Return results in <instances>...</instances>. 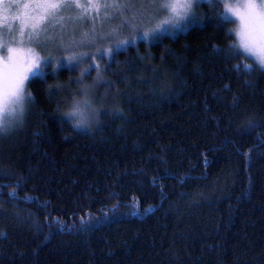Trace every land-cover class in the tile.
<instances>
[{
  "label": "trees",
  "instance_id": "16d2710c",
  "mask_svg": "<svg viewBox=\"0 0 264 264\" xmlns=\"http://www.w3.org/2000/svg\"><path fill=\"white\" fill-rule=\"evenodd\" d=\"M196 12L112 46L83 127L76 63L27 81L0 135V264H264V69L229 47L221 0Z\"/></svg>",
  "mask_w": 264,
  "mask_h": 264
},
{
  "label": "snow or ice",
  "instance_id": "6c2138e0",
  "mask_svg": "<svg viewBox=\"0 0 264 264\" xmlns=\"http://www.w3.org/2000/svg\"><path fill=\"white\" fill-rule=\"evenodd\" d=\"M203 0H104L103 3L88 4L80 3V0H27L22 5L24 9H31L30 23H24L21 17H13V22H20V39L0 45L6 56L0 58V135L12 130L14 127L23 125V117L25 115V81L28 80V73H32L34 69H39L40 65L37 61L40 59L35 48H45L49 43H53L57 48L65 50L74 47H92L96 39H104L96 33L93 26L88 31H79L73 28L71 32L67 30L66 20L82 21L88 19V11L91 9L95 13L94 18H98L100 10L104 11V19L119 18L121 20L118 27L123 30L129 28L140 32V38L147 39L149 35L153 38H159L163 32L184 31L191 25L200 22L201 14L195 11L196 7L202 4ZM219 2V0H215ZM209 4L214 0H208ZM17 7V5H10ZM224 8L240 19V27L236 32L239 39L238 45H230L233 49H242L237 52L238 55H244L245 59L254 58L258 62L257 67H264V2L257 5L249 0L248 3L234 5L224 2ZM68 10L76 11L79 15L65 17L64 13ZM215 10V9H214ZM165 15L166 18L157 23L149 32H143L136 25V18L139 15L142 19L147 16L149 22L152 19ZM222 17L224 12H217ZM127 17V18H125ZM5 27H8L5 25ZM115 31V30H113ZM13 34V29L9 28V35ZM111 37V33L108 34ZM25 37L27 39L25 40ZM125 43L131 44L132 41ZM17 45L28 47H17ZM23 52L22 63L20 62V53ZM115 49L113 50V52ZM219 51H224L220 49ZM100 55L104 52L101 49ZM81 57H68V61H76V67L79 66ZM83 59H91V53H84ZM45 65L52 63L51 57L45 58ZM89 68L84 75H90L94 70ZM238 70L252 71V66L236 65ZM39 75V72L35 73ZM82 81H77L81 83ZM56 90V89H53ZM29 101L34 102V98L29 92L27 95ZM238 98H234L233 108L237 106ZM85 107H81L78 102L73 110L67 115L71 118L79 115L81 118L91 108L90 101L85 100ZM251 125L252 121L249 120ZM81 125L76 124L75 127ZM11 195V194H10ZM115 207V206H114Z\"/></svg>",
  "mask_w": 264,
  "mask_h": 264
},
{
  "label": "rangeland",
  "instance_id": "374dc122",
  "mask_svg": "<svg viewBox=\"0 0 264 264\" xmlns=\"http://www.w3.org/2000/svg\"><path fill=\"white\" fill-rule=\"evenodd\" d=\"M203 1H208V0H203ZM221 1L223 3V10H224L225 17L234 20L235 35H236V32L238 31L240 27V19L239 17L231 13H228L224 8L225 0H221ZM26 2L27 0H15L12 4L6 5L3 12H0V45L4 43L10 44L13 39L17 41L20 39V33H19L20 22L19 21L13 22V19H12L13 17H21L24 23H30L31 9L30 8L24 9L22 7V5ZM91 2L92 3H103L104 0H91ZM227 2L234 4V5H239V4L248 3L249 0H227ZM252 2L259 5L260 3L264 2V0H252ZM80 3L88 4L89 0H80ZM10 5H17V7H10ZM196 9L197 7L195 8V11ZM64 15L65 17H68V16L75 17L79 15V13L76 11L68 10L64 13ZM94 17H95V13H93L91 9H89L87 20H82L79 22L74 21V20L65 21V23L67 24V30L69 32H71L73 28H77L79 31H88L90 28L94 26L96 33L99 34L100 36H103L104 39H96L94 41V46L92 47H74V48L65 50L64 48H57L56 45L53 43H49L45 48H42V49L35 48V45L31 46L39 54L40 59L37 61V63L40 65V67L39 69H34L32 73H28V77H29L28 80L32 76H35L36 72H39V75L42 73V65H43L45 58L51 57L52 63L50 65L52 66V70H56L58 69V67L64 66L62 62H64L65 64H69V65H75L76 61L69 62L68 57L70 56L81 57V59L79 60V66L74 67V71H76L74 80H73L74 90L72 91V98H71V101L69 102V106H68L69 111L67 112V114L72 111V109L77 105L78 102L80 103L81 107H85L83 103L85 100L90 101V104H91V108L87 109L89 112V115L95 114L96 102L94 104L93 96L91 97L90 95L88 96L87 94H88V91L92 92L96 84H98L97 82L99 81L98 80L99 76H97V73L99 71V66L103 62L102 57H104L105 59L103 65L108 64L111 60L113 50L114 49L116 50V48L112 46H117L120 43L125 45L126 44L125 42L129 40L133 42L135 39H137V35L133 36L132 33H137V32L140 33L139 31H134L129 28H124L123 30H121L118 27V25H120L121 23V20L119 18L110 17L107 20L104 19L103 9L100 10V14L98 18H94ZM165 18L166 16L161 14L160 16L155 17L154 20H152L153 22L150 23L149 18L147 16H145L142 19L139 15H137L136 25L143 32H149L151 28L155 27L157 23H160V21ZM5 25H7L8 27H5ZM9 28L13 29L12 35H9ZM109 33H111V37H109L108 35ZM169 33H172V32H169ZM123 35H127V36L124 38ZM117 37H121V39H124V40L118 41L117 39H115ZM138 37L140 38V35ZM26 39L27 37H25V40ZM153 39L154 38L150 36L147 39H143V40L150 42ZM236 41H237V44H239V39L237 36H236ZM17 47L26 48L28 47V45H23V46L17 45ZM101 49L104 52L103 56L100 55ZM240 50L243 51L242 49ZM84 53H91V59H88V60L83 59ZM5 56H6V53L2 49H0V58L5 57ZM20 57H21L20 62L22 63V58H23L22 51L20 53ZM249 58L255 62L254 58L252 57H249ZM255 63H258V62H255ZM103 65L101 66V69H100L101 78H100L99 83L104 82V80L106 81L107 79L105 76V71H104L106 66L104 67V70H103ZM93 66L95 67H94V70L91 71L90 75H84L86 70H88L89 68H92ZM262 68L264 69V67ZM28 80L25 81V97H26V83ZM77 81H82V82L77 83ZM25 106L26 104L24 105V107ZM71 119L75 122L74 118H71ZM83 126L84 125H81V127Z\"/></svg>",
  "mask_w": 264,
  "mask_h": 264
},
{
  "label": "clouds",
  "instance_id": "9594fccd",
  "mask_svg": "<svg viewBox=\"0 0 264 264\" xmlns=\"http://www.w3.org/2000/svg\"><path fill=\"white\" fill-rule=\"evenodd\" d=\"M74 119H75V123L79 124V125H85L89 122L87 112L85 113V116L83 118H81L79 115H77L76 117H74Z\"/></svg>",
  "mask_w": 264,
  "mask_h": 264
},
{
  "label": "flooded vegetation",
  "instance_id": "af4514ba",
  "mask_svg": "<svg viewBox=\"0 0 264 264\" xmlns=\"http://www.w3.org/2000/svg\"><path fill=\"white\" fill-rule=\"evenodd\" d=\"M15 0H0V12L4 11V8L8 4H12Z\"/></svg>",
  "mask_w": 264,
  "mask_h": 264
}]
</instances>
